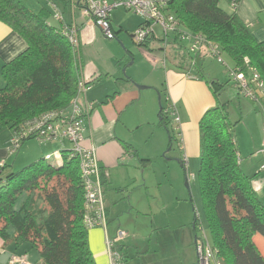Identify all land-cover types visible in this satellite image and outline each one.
<instances>
[{"label": "trees", "instance_id": "trees-1", "mask_svg": "<svg viewBox=\"0 0 264 264\" xmlns=\"http://www.w3.org/2000/svg\"><path fill=\"white\" fill-rule=\"evenodd\" d=\"M166 2L167 13L180 22L166 47L173 49L176 68L183 71L191 67V54L182 34L200 33L208 40V49L215 44L234 61L229 66L248 77L253 68L264 82V41L254 37L235 8L223 9L221 0ZM51 15L45 8L32 10L22 0H0V20L22 35L28 45L1 69L0 130L9 127L11 136L42 113L67 109L77 93L82 62L79 50L72 48L65 35V26L72 24L65 20L53 24ZM158 38L164 50V37ZM164 55L168 57L167 52ZM194 60L196 68L203 70L198 58ZM230 78L227 83L208 79L217 103L200 120L199 186L211 243L223 263L264 264V255L254 240L258 234L264 238V203L241 165L233 135L240 119L232 121L230 112L234 101L220 98V92L232 82L242 103L241 95H245ZM167 103L162 99L159 125L169 131L171 148L181 132L173 111L166 113ZM30 139L35 138H25L22 144ZM10 166L6 161L0 163V240L15 245L31 243L40 254L39 264H97L84 224L79 160L71 147H62L58 153L44 155L17 171Z\"/></svg>", "mask_w": 264, "mask_h": 264}, {"label": "crops", "instance_id": "crops-1", "mask_svg": "<svg viewBox=\"0 0 264 264\" xmlns=\"http://www.w3.org/2000/svg\"><path fill=\"white\" fill-rule=\"evenodd\" d=\"M22 1L25 4L27 3V0ZM46 1L51 5L55 2V0ZM63 1L65 2L64 8L62 7L65 21L79 28V55L82 62V77L90 86L81 99L94 105L93 110L84 121V144L86 147H94L96 150L102 167L105 206L108 211V225L106 229L102 227L90 229L88 233L89 244L97 264H110L107 247L108 238H115L117 231L121 230L125 232L126 228L129 229L132 226L135 231H140L143 227L140 225L141 223L137 222L140 215L153 217L152 223L154 226L157 223L154 219V212L144 208L145 205L143 204L147 201V193L145 191L142 193L143 189L141 186L145 185L146 180L142 178L149 162L155 155L162 153L166 147V143L163 142V132L166 128L159 125L161 120L159 95L170 106H173L176 112L175 105L185 103L186 109L189 110L188 112L192 113L190 122L185 126V139L188 142V152L185 155L183 154L184 158L182 160V164L185 166L186 161H188L186 155H197L199 126L202 116L217 103V99L208 83V79L214 78H207L204 75V69H199L202 77H189L195 70L194 65L192 66V58L190 61L191 67L183 70L184 72L176 68L173 63L172 67H167L165 61H161V65L165 66L164 68L167 70L164 77L158 78L156 76L158 69H154L150 75L147 73L137 75L135 70L129 72L130 69L128 70V68L131 64H125L126 56L123 55L120 44L115 41H111L110 44L114 45V47L116 46L118 51L111 52V58L109 62H106L97 48V42L104 40L102 31L84 14L81 2L80 4L78 3L79 0ZM56 4L58 5V3ZM228 4L226 10H233L231 0H229ZM32 7L31 9L36 12L44 8L48 9L42 6L39 7L38 5ZM48 10L51 11L50 9ZM115 10L111 14L112 24L117 34L115 39L121 37L120 33L122 31L130 33L134 39L133 33L142 21L136 19L134 22H130L133 19L132 16ZM235 10L250 27L254 37L259 41H264V0H238ZM50 22L58 24L52 22L51 19ZM120 41L122 43V40ZM148 41L150 42L148 47L151 48V51H154L156 49L155 41H159V38H150ZM27 46V42L22 35L0 20V84H3L1 77L3 65L26 50ZM130 52L132 54V50ZM164 52L166 54L167 51ZM149 54L148 57H152L153 59H156L158 56ZM207 55L209 54L202 53L203 57L201 59H205ZM96 57L97 59H95ZM198 60V63L204 61ZM122 61H124V65H122ZM227 63L229 64V62ZM155 65L158 67V64L151 62V66L156 67ZM125 68L128 70V76L124 73L123 69ZM135 83L149 87L139 89ZM233 88L235 89L234 86ZM114 93L116 94L112 98H109ZM246 99L253 100L248 97ZM166 131L169 134L167 129ZM10 139L11 131L8 143L0 146V163L6 161L8 165L11 164V159L14 156L10 155L7 151V148L10 146ZM49 143L53 145L42 147L40 152L37 151L36 153L30 147L24 145L17 161L19 159H22L20 163H23L27 159L31 161L36 157L38 159L41 153L43 155L52 152L56 154L62 147H69L66 145L67 142H48L47 144ZM262 158L264 159L263 155ZM16 165L17 162L14 164V161H12L11 166ZM244 171L247 173L245 169ZM259 172L261 171L258 170L257 173ZM139 179L142 181L141 185L138 183ZM194 223L190 232H195L193 244L197 252V226L194 228ZM181 224H179V228L182 229V233L178 235L180 239L184 238L186 234V231L183 234V228L186 226H182ZM110 225L114 228L113 236L110 235ZM160 227L166 228V226L158 225L156 229L159 230ZM127 234L119 242V249L125 257V264H129V258L131 259L132 256H130L127 250L130 244L129 238L127 239L126 237ZM257 236L254 237V240L264 255V239ZM138 239L139 236L135 238L134 234L130 238L135 245L139 246ZM13 255L25 257L29 264H39L41 261L38 250L31 243L26 242L21 245H15L13 243L7 244L5 241L0 240V264H9V260Z\"/></svg>", "mask_w": 264, "mask_h": 264}, {"label": "rangeland", "instance_id": "rangeland-1", "mask_svg": "<svg viewBox=\"0 0 264 264\" xmlns=\"http://www.w3.org/2000/svg\"><path fill=\"white\" fill-rule=\"evenodd\" d=\"M26 2L30 8H33L32 6L34 5H38L39 7L42 6L50 9L52 15L49 19H51L52 22L59 23L55 18V8H53L46 0H27ZM55 2L58 3L59 8L63 12L65 2L63 0H55ZM228 3L229 0H221L220 6L223 9H226V7L228 8ZM115 11H121L123 14L132 16L133 19L130 22H134L136 19L143 20L140 16L131 11H127L125 8H119ZM101 33L104 40L97 42V48L101 52L102 57L105 58L106 62H109L111 52L118 51L116 46L114 47V45L110 44L111 41H115L120 44V49L123 50V55L126 56L125 64H131L128 68V70L130 69L129 72L135 70L137 75L142 73L150 75L154 69H158L156 76L162 78L165 76V71L167 70L164 68L165 66L161 65V61H165L167 67H172L173 65V49H170L169 46L167 49L168 57L166 58L164 51L160 47L162 45L160 41H155L156 49L151 51V48L146 45H140L132 38L130 33L125 31L120 33L121 37L119 39L112 40L106 38L103 32ZM156 33L158 36L162 35L160 27H156ZM120 40H122V43ZM185 43L187 44L188 41H185ZM130 50H132V54ZM148 54L158 56L156 59H153L152 57L149 58ZM221 57L225 62H229L230 65H233L234 61L230 59L226 53H222ZM95 59H97V57ZM198 59L204 60L202 61V65L204 66V75L207 78H214L221 83H227L230 81L231 78L228 68L225 67V64L219 62L215 56L210 54L207 55L205 59H201V57ZM188 60L191 61L190 56L188 57ZM151 62L158 64V67L157 65H155L156 67L151 66ZM122 65H124V61H122ZM194 68L195 70L189 77H202L199 69H197L195 65ZM123 70L125 75L128 76V70H126V68ZM220 93L222 101H234L230 112L232 121L235 122L237 119H240V122L233 127V135L240 154L241 164L251 176L252 186L257 192L259 198L264 202V171L261 170V165L264 163V159L262 158V154H259L264 148V125L260 108L253 100H245L247 97L243 95H241V103L237 92L232 86V82ZM240 104L242 107H239ZM167 105H169V103H167ZM175 107L178 113L179 127L182 130H180L181 135L176 136L175 140H173L172 147L169 148V134L166 129H164L163 142L166 143V147L162 153L155 155L154 158L151 159L142 178L146 180V186H141L143 189L142 193L144 191L147 193V201L143 205H145L144 208L154 212V219L157 223L154 226L152 223L153 217L151 218L150 216L140 215L137 220V222L141 223L140 225L143 226L140 231H135L133 226L129 229H125V232L128 233L126 237L127 239L129 238L130 242L129 249L127 250L130 256L132 255L131 259L129 258V264H198V256L195 250V245L193 244V236H195V232H190L195 220H197L196 237L201 236L205 231L210 242H212L211 233L206 221L198 178L201 160L200 126L198 124L199 137L197 143V155H186L188 161H186L185 166H183L182 160L184 155L188 152V142L185 139V126L190 122L192 113L188 112L189 110L186 109L185 103L176 104ZM172 118L173 117L171 116V119ZM10 131L9 127L1 128L0 146L8 143ZM24 145L30 147V149L36 153L37 151L40 152L42 147L47 145L52 146L53 144L40 142L37 139H30L24 142L18 155L15 154L11 159L10 165H12V161H14V164L17 162L16 166H11L15 171L20 170L37 160V157H33L34 160L31 161H28L29 159L25 160L23 163H20L22 159L17 161ZM66 145L70 148L69 143H66ZM51 154L55 153L52 152ZM43 156L44 155L41 153L40 157ZM258 170L261 172L257 173ZM138 183L140 185L142 184L141 179L138 180ZM161 218L163 219L161 220ZM180 223H182V226H186L183 228V234L184 231H186V234L182 239L178 236L182 233V229L179 228ZM158 225L166 226V228L160 227V229L157 230L156 227ZM113 230V226L110 225L109 231L111 236H113ZM133 234L135 238L139 236V246L135 245L134 242L130 240V238L133 237ZM191 235L192 237H190ZM258 236L262 237L259 234Z\"/></svg>", "mask_w": 264, "mask_h": 264}, {"label": "built area", "instance_id": "built-area-1", "mask_svg": "<svg viewBox=\"0 0 264 264\" xmlns=\"http://www.w3.org/2000/svg\"><path fill=\"white\" fill-rule=\"evenodd\" d=\"M80 2L84 14L102 30L108 39H115L117 37L112 24L111 14L119 7L133 12L143 19V24L134 32V40L139 44L153 37L158 38L156 27H160L162 31L161 36L165 40L164 51H167L166 47L168 46L167 42L170 35L177 33L180 26L179 20L167 13L166 0H79L78 3L80 4ZM231 3L233 8H236L237 3L234 0H231ZM52 6L56 10L55 18L60 21L65 20L64 14L58 5L53 2ZM65 35L72 48L78 51L80 46L79 28L74 24L66 25ZM182 38L184 41H188V53L193 55L194 59L201 57L202 53H209V55L215 56L219 62L225 64L229 75L235 80L236 88L240 89L245 96L250 97L258 104L264 125V82L259 73L252 68L251 76L248 77L242 70L229 66L222 59L220 48L215 44H210V48L208 49V40L200 33H184L182 34ZM193 60V65H195V60ZM246 61L248 62L249 60L247 59ZM89 87L81 75L78 81L77 93L69 107L67 109L47 111L25 122L20 131L11 136L10 146L7 148V151L9 154L16 153L22 144V140L28 137H34L44 143H69L72 153L79 160L84 186V224L89 230L95 227L106 229L108 225V213L105 206L102 167L95 148L86 147L84 144V121L93 110L94 105L87 101L84 102L81 97L86 94ZM257 90L260 91V96ZM171 111H173L172 116L174 119L179 121L177 112H175L173 106H169L166 113H171ZM259 154L264 156V148ZM261 170L264 171V163L261 165ZM125 234L124 231L120 230L117 232L115 238H108L107 247L110 264H125V257L119 249V242L124 238ZM196 249L198 264H224L205 231L201 236L197 237ZM9 264L29 263L25 257L13 255L9 260Z\"/></svg>", "mask_w": 264, "mask_h": 264}, {"label": "water", "instance_id": "water-1", "mask_svg": "<svg viewBox=\"0 0 264 264\" xmlns=\"http://www.w3.org/2000/svg\"><path fill=\"white\" fill-rule=\"evenodd\" d=\"M135 85L139 88V89H146L148 88L149 86H146V85H141V84H138V83H135ZM159 102H160V108L162 106V97L159 95ZM196 227V221L194 223V228Z\"/></svg>", "mask_w": 264, "mask_h": 264}]
</instances>
